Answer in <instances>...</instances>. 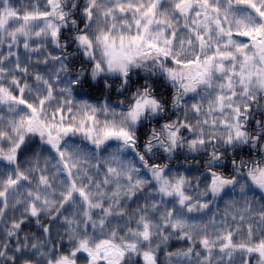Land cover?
I'll use <instances>...</instances> for the list:
<instances>
[{
  "label": "clouds",
  "instance_id": "obj_1",
  "mask_svg": "<svg viewBox=\"0 0 264 264\" xmlns=\"http://www.w3.org/2000/svg\"><path fill=\"white\" fill-rule=\"evenodd\" d=\"M261 25L0 0V264H264V46L238 34Z\"/></svg>",
  "mask_w": 264,
  "mask_h": 264
},
{
  "label": "snow or ice",
  "instance_id": "obj_2",
  "mask_svg": "<svg viewBox=\"0 0 264 264\" xmlns=\"http://www.w3.org/2000/svg\"><path fill=\"white\" fill-rule=\"evenodd\" d=\"M51 2V0H50ZM183 2H187V0H183ZM238 2L240 4L243 5H247L250 8H252L255 13L258 15V17L261 20H264V5L258 4L257 0H238ZM204 3L207 4L208 0H204ZM179 7V5H178ZM218 11V9H216ZM152 9H148V13H151ZM146 13V15L148 14ZM43 15H47V13H44ZM55 31L53 32V35H55ZM239 35L247 38L248 40L253 41L254 44L256 45H260V46H264V25H261L259 27L256 28H252V29H245L243 32L238 33ZM133 39L135 40H140L142 39V37H134ZM150 46H154V45H150ZM228 55H231L230 53ZM220 56H225V53H220ZM211 60V58H210ZM191 63H196V61H192ZM23 102V101H22ZM29 107L31 108L32 106L29 105ZM33 111H35V109L33 108ZM62 131L68 132V131H72L71 127L68 128H63ZM106 136H111V135H120V136H127V133L125 132H114L112 129H108L105 132ZM253 180L257 181V182H264V173H261L259 176H254L252 177ZM215 183V181H214ZM260 248L264 249V244L260 245ZM251 250V249H250ZM146 260L150 261L151 257L147 256L145 257Z\"/></svg>",
  "mask_w": 264,
  "mask_h": 264
}]
</instances>
